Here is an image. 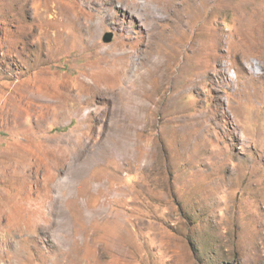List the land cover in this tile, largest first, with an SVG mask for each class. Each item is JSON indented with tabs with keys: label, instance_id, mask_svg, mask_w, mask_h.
Returning <instances> with one entry per match:
<instances>
[{
	"label": "rangeland",
	"instance_id": "1",
	"mask_svg": "<svg viewBox=\"0 0 264 264\" xmlns=\"http://www.w3.org/2000/svg\"><path fill=\"white\" fill-rule=\"evenodd\" d=\"M106 1L0 0V264H264V0H140L126 134L111 50L150 13Z\"/></svg>",
	"mask_w": 264,
	"mask_h": 264
},
{
	"label": "bare ground",
	"instance_id": "2",
	"mask_svg": "<svg viewBox=\"0 0 264 264\" xmlns=\"http://www.w3.org/2000/svg\"><path fill=\"white\" fill-rule=\"evenodd\" d=\"M139 1L140 0H120V5L122 4L123 6H125L128 11H131L132 15H138L141 18V20H142V16L139 13V11L137 13L135 8L145 7L147 12L150 13L149 21L147 23H145L146 24L145 36L142 38L143 40H141V41H143V45H142L143 48L139 49L137 51H134V52L124 51L122 48H118L116 50L115 49L111 50V53L118 54L114 58H112V60H111V63L115 66V68H117L116 72H119L121 74V78H120L121 81H119L120 84L118 86L120 88H123V89L125 87L126 91H128V93H127L128 97H126L128 107L126 109L125 108L127 106L126 105L124 107L125 109L123 110V112L120 115L122 118L120 121H122V123H124V125H125V127L123 128V132H125V134L131 130L132 124H138V123L142 122V119H143L142 115L144 113V106L138 105V107H134L137 105L136 102H138V101L135 98L132 99L131 94H134V92L136 91V88H140V87H142V85H144L150 81L151 73L159 72L161 70V61H160V56H158V55H160V53H161L162 40L165 37L163 27H162V24L160 23V20L158 19L157 13H154V12H152L153 10L152 11L150 10V7H148L149 4H148V6H144V5L142 6V4ZM204 1L207 4H212V2H214V0H204ZM84 2L86 3V1H84ZM114 3H116V0H107L106 3H102L101 4L102 6H100L99 9L97 10L100 17H101L102 23H110L111 22V15L109 14V7H112V6H110V4H114ZM91 4L94 6H97L96 4H94V2H90V5ZM178 7L179 6H175V8H178ZM179 11L175 14V22H174V28H173L174 33L176 34L175 36L178 38L181 35V34H179V32H180L181 27H182L181 24L183 23L184 18H185L183 15H181V13H183V12H181V11L179 12ZM195 12H199L198 6H195ZM68 15L69 16L71 15V11H69ZM80 20H81V18H80ZM192 21H194V20H192ZM91 26H93V25L89 24V26H85L84 24H82L83 28L91 27ZM142 69H145V71L142 72L141 71ZM121 86H123V87H121ZM100 88L101 87H98V86L90 87L89 92L94 94V95L99 94ZM119 92H120V90H119ZM32 97L33 96H31V99H33ZM126 124H129V126H126ZM127 153H130V152H127ZM130 154H128V156L131 158Z\"/></svg>",
	"mask_w": 264,
	"mask_h": 264
},
{
	"label": "water",
	"instance_id": "3",
	"mask_svg": "<svg viewBox=\"0 0 264 264\" xmlns=\"http://www.w3.org/2000/svg\"><path fill=\"white\" fill-rule=\"evenodd\" d=\"M106 39L110 42V41H112V39H113V35L112 34H108L107 36H106Z\"/></svg>",
	"mask_w": 264,
	"mask_h": 264
}]
</instances>
